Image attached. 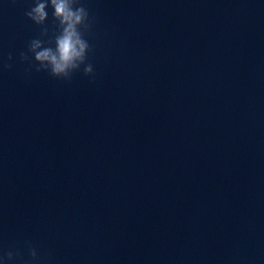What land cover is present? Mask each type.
Returning <instances> with one entry per match:
<instances>
[{
    "label": "clouds",
    "instance_id": "clouds-1",
    "mask_svg": "<svg viewBox=\"0 0 264 264\" xmlns=\"http://www.w3.org/2000/svg\"><path fill=\"white\" fill-rule=\"evenodd\" d=\"M34 6L25 13L40 31L30 40L27 52L20 53V60L28 62L30 69L47 72L51 77L70 82L74 73L81 70L94 81L95 72L89 55L93 48L87 38L93 28V18L82 0H33ZM53 9L50 33L47 26V8ZM12 60L11 54L8 56ZM11 68V64L6 65ZM27 259L21 251H7L0 255V264H42L31 241H25ZM50 258V254H49Z\"/></svg>",
    "mask_w": 264,
    "mask_h": 264
}]
</instances>
